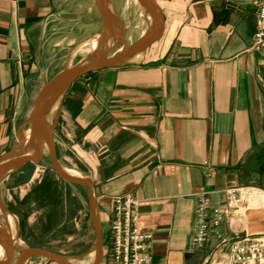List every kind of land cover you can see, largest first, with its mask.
Wrapping results in <instances>:
<instances>
[{
    "label": "crops",
    "instance_id": "0c3cea01",
    "mask_svg": "<svg viewBox=\"0 0 264 264\" xmlns=\"http://www.w3.org/2000/svg\"><path fill=\"white\" fill-rule=\"evenodd\" d=\"M73 1L0 0V155L18 143L39 90V51ZM149 1L160 14L158 36L137 57L87 72L64 89L53 127L56 157L71 159V144L92 153L95 164L83 175L92 182L104 241L111 197L128 193L138 201L140 230L151 234V258L142 264H207L213 237L200 249L190 244L196 194L208 191L215 203L226 187L264 192V57L249 48L254 9L252 0ZM106 3L128 43L151 32L143 0ZM95 23L91 30H101L98 13ZM39 168L26 161L0 178V227L12 239L32 238L22 228L37 212L22 202L43 182ZM245 199L231 225L239 236L264 233V195ZM218 229L227 233V222ZM36 258L23 264H46Z\"/></svg>",
    "mask_w": 264,
    "mask_h": 264
},
{
    "label": "rangeland",
    "instance_id": "374dc122",
    "mask_svg": "<svg viewBox=\"0 0 264 264\" xmlns=\"http://www.w3.org/2000/svg\"><path fill=\"white\" fill-rule=\"evenodd\" d=\"M89 6V1H73L64 8L62 15L55 18L53 29L47 33L49 45L45 46L44 44L37 57L36 84L39 89L43 82L49 80L60 70L85 65L87 56L93 51L92 46L89 44L90 40L96 34L98 37L101 32L99 29L91 30L92 27L95 28V25H97L95 22L97 21L98 11L95 6ZM132 6L136 7L137 4H132ZM134 18L138 22H141L142 16L136 15ZM114 25L118 30L119 27L115 20ZM127 41L126 43L129 44ZM71 49L72 51H70ZM120 49H122V41L116 35V41L109 47H103L102 50L104 55L112 56L119 52ZM94 50L96 51V48ZM68 54L70 57H68ZM63 91L64 89L61 90L60 98L54 108L55 110L53 109L54 111L52 110L53 112L51 111L48 116L52 127L58 121ZM65 151L71 155V159L64 161L60 159L58 162L67 173L75 177H85L83 173L92 170L95 164L92 153L86 152V154H80L76 145L72 144ZM84 156L86 158H83ZM36 164L43 171L41 172L42 176L40 171H38L40 174L38 178L42 177L43 182L33 186L31 196L29 197L30 200L22 202L33 203L32 208L37 212L34 222L22 228L23 235L31 236L32 238L25 240L14 238L16 239L13 242L14 257L17 256L22 248L36 246L62 254L73 264L92 263L93 260L89 257L95 245V233L89 218L86 187L65 181L57 175L51 168L47 145L43 146L42 157ZM25 169L27 171L25 172L29 173L33 170V166ZM252 198H256V195L252 196ZM94 205L103 245L105 224L99 216L95 198ZM26 211L24 208L23 213ZM103 260L101 258L100 263ZM36 262L58 264L55 260L43 255H37Z\"/></svg>",
    "mask_w": 264,
    "mask_h": 264
},
{
    "label": "built area",
    "instance_id": "2783aa9c",
    "mask_svg": "<svg viewBox=\"0 0 264 264\" xmlns=\"http://www.w3.org/2000/svg\"><path fill=\"white\" fill-rule=\"evenodd\" d=\"M254 29L249 48L264 57V0H252ZM263 191L253 186L226 187L219 201L213 203L208 191L196 194L191 247L200 249L211 241L207 264H264V233L245 234L231 225L242 216L249 196L262 197ZM138 201L130 194L111 197L107 234L102 258L108 264H142L151 258V234L138 225ZM226 221L228 232L218 229Z\"/></svg>",
    "mask_w": 264,
    "mask_h": 264
},
{
    "label": "water",
    "instance_id": "95a60500",
    "mask_svg": "<svg viewBox=\"0 0 264 264\" xmlns=\"http://www.w3.org/2000/svg\"><path fill=\"white\" fill-rule=\"evenodd\" d=\"M96 9L101 18L102 28L101 32L97 37V46H96V54L101 53L100 60L95 58V61L90 65H83L76 68L71 69H62L59 72L55 73L49 80L43 82L42 86L38 90L32 105L31 112L28 118L22 124V127L19 129L18 135V143L17 145L11 149L10 151L0 155V178L6 173L8 170L13 167H17L26 161H30L33 163H38L43 154V144L41 140V131H45L46 140H47V152L48 158L51 165V168L57 173V175L65 181L84 185L86 187V197H87V205L89 211V218L91 225L93 227L95 233V248L96 255L91 264H99L103 254V245H102V237L100 225L97 219L95 205H94V197H93V189L92 182L89 177H75L65 173L57 160L54 140H53V127L52 124L45 117L43 111V103L47 97V95L55 90V89H65L71 82L80 77L81 75L91 72L103 67L115 66L122 62L129 53L134 52L138 49H141L143 46L149 44L153 41L159 34V30L161 28V18L159 22V29L155 23V15L160 14L156 11V9L152 6L149 0H143L148 12L154 19V25L149 34H145L139 39L135 40L132 43L127 44L124 39V28L120 21V19L108 8L106 0H94ZM114 20L117 22L119 29L117 30L114 25ZM111 32H115V34L119 37L120 41H122V49L115 53L112 56H106L103 53V48H101V44L106 41L109 34ZM27 126L30 131L31 137L34 139L36 144V151L34 154H29L27 152H22L24 136L21 133V129ZM0 235L3 236V239L0 238V244L6 249V254L0 259V264H23L24 261L33 255H43L48 258L55 260L58 264H73L69 261V259L59 253L52 252L45 248L36 247V246H27L20 250L16 257H14V247L13 240L9 233L0 227Z\"/></svg>",
    "mask_w": 264,
    "mask_h": 264
},
{
    "label": "bare ground",
    "instance_id": "6f19581e",
    "mask_svg": "<svg viewBox=\"0 0 264 264\" xmlns=\"http://www.w3.org/2000/svg\"><path fill=\"white\" fill-rule=\"evenodd\" d=\"M117 29V28H116ZM149 29V28H148ZM96 40H97V37H94V38H92L91 40H90V45L92 46V48H93V51H91L90 52V54L87 56V58H86V63H85V65H90L91 63H93L94 61H95V58L97 59H99L100 60V58H101V53L99 52L98 54H96V51L94 50L95 48H96V46H97V42H96ZM116 41V34H115V32H111L110 34H109V36H108V38L106 39V41L105 42H103L102 44H101V48H103V47H105V46H107V47H109L110 45H112L114 42ZM84 42V41H83ZM87 42V41H86ZM82 45H84V44H82ZM121 50V49H120ZM70 51H72V49L70 50ZM143 50H141V52H142ZM141 52H139V53H141ZM69 53V52H68ZM136 53H138V52H131V53H129L128 55H135ZM71 54V53H70ZM140 55V54H139ZM136 56V55H135ZM68 57H70L69 56V54H68ZM137 57V56H136ZM69 59V58H68ZM60 95H61V89H55V90H53V91H51L48 95H47V97H46V99H45V101H44V103H43V111H44V114H45V117L47 118V120H49V113L56 107V105H57V103H58V100H59V98H60ZM55 110V109H54ZM53 110V111H54ZM52 111V112H53ZM41 140H42V144H43V146H46L47 145V140H46V135H45V131L44 130H42L41 131ZM23 150L24 151H26V152H28V153H34L35 151H36V144H35V141H34V139L31 137V135H30V131H29V128H28V131H26V134H25V137H24V143H23ZM60 167H61V169L65 172V173H67L65 170H64V168L60 165ZM67 174H69V175H71L70 173H67ZM264 195V194H263ZM248 199H253L252 198V196H249L248 197ZM9 227V226H8ZM10 228V227H9ZM8 231V230H7ZM12 237V236H11ZM0 238L1 239H3V237H2V235H0ZM13 240V242L16 240V239H12ZM18 240V239H17ZM6 254V249L4 248V247H2L1 245H0V255L1 256H4ZM95 255H96V248H95V245L93 246V249H92V251H91V257H90V259L91 260H94V258H95Z\"/></svg>",
    "mask_w": 264,
    "mask_h": 264
}]
</instances>
